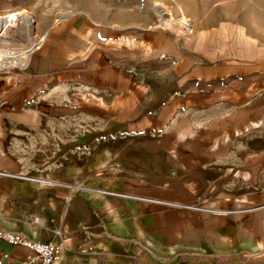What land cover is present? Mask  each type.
I'll list each match as a JSON object with an SVG mask.
<instances>
[{
	"label": "rangeland",
	"instance_id": "rangeland-1",
	"mask_svg": "<svg viewBox=\"0 0 264 264\" xmlns=\"http://www.w3.org/2000/svg\"><path fill=\"white\" fill-rule=\"evenodd\" d=\"M90 1L0 2V16L26 10L45 44L55 38L82 41L69 51L83 49L86 56L74 58L60 79L0 70V142L7 138L46 183L74 188L92 178L115 185L128 176L188 192L197 206L169 204L210 215L238 213L254 224L259 246L243 247L230 233L217 232L194 242L208 249L173 253L158 245L152 249L146 239L126 244L120 260L264 264V0H128L139 7L130 10V18L143 26L116 33L88 22L75 35L81 19L72 24L75 16L56 18L89 9ZM155 4L164 5L172 22L160 25ZM115 6L119 20L122 12ZM238 28L254 43L242 44V55ZM200 34L203 43L196 40ZM98 37L104 39L98 43ZM232 61L244 63L245 74L238 78ZM228 89L241 95L231 98Z\"/></svg>",
	"mask_w": 264,
	"mask_h": 264
},
{
	"label": "crops",
	"instance_id": "crops-1",
	"mask_svg": "<svg viewBox=\"0 0 264 264\" xmlns=\"http://www.w3.org/2000/svg\"><path fill=\"white\" fill-rule=\"evenodd\" d=\"M8 1L14 0H0ZM127 1H90L94 5H89V9H79L69 15L70 18L75 16L72 24H76L77 17L81 19L74 34L82 33L88 22L92 28H103L113 33L143 26V21L137 17L130 18V10L134 11L139 7H131L126 4ZM115 5L122 12L119 20L115 19V11L118 10ZM161 6L164 7L163 4L160 8ZM100 8L105 10L104 14ZM235 30L236 46L241 55L242 44L254 48V43L243 37L244 33L239 28ZM220 33L226 35L224 27ZM101 38L98 37V43ZM105 39L109 42L111 37ZM196 40L203 43L206 38L200 34ZM92 41V44L95 43L93 38ZM73 43L78 48L85 45L82 41L67 38H55L48 40L46 44L43 42L31 52L25 67L27 76L36 80L54 77L60 79L74 58L86 60L83 49H78L77 53L69 51ZM221 49L222 54H225V44ZM229 64L238 67V78L245 74L244 63L232 61ZM240 67L244 72L240 73ZM230 74L231 72L228 76ZM232 74L235 75V71ZM236 86L237 83L232 82V87ZM228 91L233 95L231 98H237L240 94L234 89ZM243 92H246L245 85ZM16 154L18 150L11 148L7 138L0 142V227L28 240L52 243L58 247L60 254L54 264H130L128 260L117 257L122 255L124 249L129 248L126 244L144 243L146 239L150 241L152 249L158 245L166 252L205 250L208 249L206 245L194 242L201 236L217 232L230 233L234 243L243 247H259L254 224L250 225L252 221L249 220L242 221L238 213L210 215L204 210L188 207L178 209L169 204L197 206L194 196L188 192L150 186L145 181L128 176L115 185L103 182L99 185L91 178L90 181L86 179L84 185L74 188L58 186L46 183L42 176L36 174L34 167L37 165L29 169V164H25V155ZM0 252L9 255L5 264H21L29 254L22 247H12L2 241Z\"/></svg>",
	"mask_w": 264,
	"mask_h": 264
},
{
	"label": "bare ground",
	"instance_id": "bare-ground-1",
	"mask_svg": "<svg viewBox=\"0 0 264 264\" xmlns=\"http://www.w3.org/2000/svg\"><path fill=\"white\" fill-rule=\"evenodd\" d=\"M155 7L160 15V25L164 26L166 23L172 22L164 7L161 6L160 8V4H155ZM69 15H71L70 12L58 13L56 18L59 20L69 17ZM180 23L185 29H189L191 24L186 20ZM35 28L32 16L26 10L0 16V45L5 49H0V70L25 69L31 52L39 48L45 39V35L39 37L35 35ZM13 46L22 47L23 51L15 53L6 50Z\"/></svg>",
	"mask_w": 264,
	"mask_h": 264
},
{
	"label": "built area",
	"instance_id": "built-area-1",
	"mask_svg": "<svg viewBox=\"0 0 264 264\" xmlns=\"http://www.w3.org/2000/svg\"><path fill=\"white\" fill-rule=\"evenodd\" d=\"M0 241L9 246H19L29 253L21 264H54L59 257V249L52 243L28 240L18 233H11L0 227ZM9 255L0 252V264H5Z\"/></svg>",
	"mask_w": 264,
	"mask_h": 264
}]
</instances>
